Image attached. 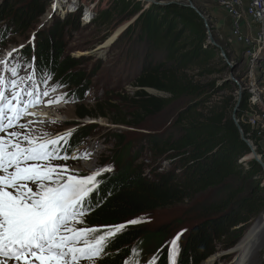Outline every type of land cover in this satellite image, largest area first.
Segmentation results:
<instances>
[{
    "label": "trees",
    "instance_id": "trees-1",
    "mask_svg": "<svg viewBox=\"0 0 264 264\" xmlns=\"http://www.w3.org/2000/svg\"><path fill=\"white\" fill-rule=\"evenodd\" d=\"M50 1L9 0L7 3L2 0L0 44L5 45L9 34L26 32L30 24L44 14ZM196 10L174 2L145 6L140 0H112V6L97 13L92 22L106 26L112 13L136 17L129 25V32H136L139 41L162 52V58L147 62L144 67L141 65L133 82L136 90L131 96H118L128 110L119 106L122 105L120 101L114 103L105 99L89 110H85L83 104L76 108L79 119L101 116L109 118L115 125L135 128L147 117L163 111L170 102L182 97L195 98L178 112L171 130L144 138L146 149L167 159L169 169L155 173L153 177L146 176L143 166L135 163L130 151L132 142L129 143L123 153L114 152L115 169L98 177L102 183L94 194V207L85 217L87 226L116 225L225 191L221 198L202 204V217L179 238L176 264H201L219 250L232 248L243 237L253 218L264 213V171L253 159L239 162L250 150L232 120L236 97H225L209 108L202 104L206 100L199 99L208 89L217 92L232 87L228 82L203 83L200 80L220 73V69H216L214 63L219 59L218 50L207 42L203 18ZM80 17L81 9L67 13L63 19L57 18L49 27L37 32L34 47L27 46L22 50L27 63L31 61L41 74L51 73L56 86L59 82L57 87L70 89L77 101L84 100L92 75L81 69L86 60L67 53L64 34L80 27ZM190 70L196 71L198 78L190 76ZM148 90L164 93L166 97L153 95ZM247 99L248 94L244 91L236 118L244 138L254 142L264 163L261 138L243 119ZM94 127L86 124L71 130L67 145L62 146L68 156L91 135ZM111 135L117 147L126 142L124 132ZM125 159L128 161L123 164ZM232 178L239 181L235 189H230L227 183ZM247 184H250L248 190ZM171 224L172 221L164 222L152 230L141 225H128L115 237L107 250V258L98 264H123L137 246L141 253L140 264H169V255L164 253L163 247L174 235L170 231ZM150 254L155 256L149 262L146 258Z\"/></svg>",
    "mask_w": 264,
    "mask_h": 264
},
{
    "label": "rangeland",
    "instance_id": "rangeland-1",
    "mask_svg": "<svg viewBox=\"0 0 264 264\" xmlns=\"http://www.w3.org/2000/svg\"><path fill=\"white\" fill-rule=\"evenodd\" d=\"M6 1L7 3L9 2V0ZM140 1L145 6L150 4L143 2V0ZM153 1L158 4H167L170 2L178 4L186 3L183 0ZM190 1L203 18L207 42L209 38H212L219 46L217 48L219 59L217 61L215 60L214 63L217 65H215V68L220 69V73L202 77L200 80L203 83L213 80L217 81V83L220 82L219 84L228 82L232 87H226L217 92L208 89L202 97H199L201 101L206 100L202 103L203 106L209 108V106L218 104L223 98L230 96L236 97V100H238L244 91L250 94L251 97H259L264 102V90L260 89L261 86H264V78L261 81V65L259 66V62H262L261 64L263 66L264 54L258 57L257 60L247 59L243 55L235 54V49L239 45H237L235 37L229 41L230 34L228 33H231L232 29L231 24L225 21L227 16L225 11L220 7H215L212 0ZM1 2L2 0H0ZM110 6H112V0H51L44 14L36 21H33L26 32L23 34H9L6 38L7 40L4 42L5 45L0 44V60H3L6 54L12 49L19 48V53L13 54L10 63H20L19 76L25 78V80L29 74L35 73L34 82L39 90L48 91L49 93L48 96L41 97V103L45 102V105L40 106L39 109L37 108V110H40V115L48 112V118L38 115V118L29 116L21 121L22 123H26L27 120H32L33 124L30 127L35 134L39 135L44 132L62 134L86 124L95 126L91 135L86 137L81 142V145L72 151L69 160L57 161L56 163L66 164L69 169H79L78 171L88 172L89 174L105 166H110L111 169H115L117 161L114 152L120 151V154L123 153L129 147V143L132 142L130 151L131 154H134L132 156L136 160L135 163L143 166L142 170L146 176L153 177L155 173L164 172L169 169L170 165L167 159L158 157L146 149L144 138L152 133L171 130L178 112L192 103L195 98L182 97L174 100L163 111L147 117L135 128L115 125L107 117L86 116L83 119H79L76 116V108L79 104H83L84 109L89 110L93 108L96 102H101L104 99L111 100L114 103L120 101L122 105L119 106H122L123 110H128L127 106H124V102L118 96H131L136 90L133 82L141 71V65L144 67L147 65V62H154L162 58V52L155 51L151 46H147L139 41L136 32H129V25L134 22L136 17H130L128 14L112 13L111 21L106 26H99L97 23L92 22L97 13L99 14V12L108 9ZM80 9V27L76 31H71L70 34H64V38L67 43V53L73 56H80V59L86 60L81 69L87 74L92 75L90 77L89 90L85 93L83 101H77L70 89L57 87L52 78L47 80L46 83H42L41 78L43 74L35 69L31 61L27 63L22 55V50L27 46L34 47V41L38 31L49 27L57 18L63 19L67 16V13L78 12ZM209 13H213L219 21V24H222L218 30L220 35L217 33ZM21 45H23V48H20ZM221 52H223L222 56ZM29 63L32 65L31 68L28 67ZM188 72L190 76L198 78L196 71L190 70ZM28 83H32V81ZM148 92L153 95L166 97L164 93L154 90H148ZM61 95H65L64 100L51 104L47 103L49 100L55 101L56 97ZM260 100L257 101V104L260 108L264 109V105H260L259 103ZM245 122L247 123V120ZM113 132L125 133L126 142L122 146L117 147V143L111 135ZM249 142L257 153L254 142L251 140ZM261 146L262 148L264 147V138L261 139ZM85 153H89L90 155H85ZM73 155L77 156V159H71ZM249 155L250 152L241 158L239 162L243 161L244 163V161L248 160ZM127 161L125 159L123 164H126ZM110 172L106 171L101 175ZM262 180L264 185V175ZM227 183L230 185V189H235L239 186V181L236 178L230 179ZM245 187L248 190L250 184H247ZM224 193L225 191L220 190L211 195H204L201 198L185 201L171 208L157 210L132 219H140L142 222L135 225L145 226L151 230L164 222L170 223L172 221L170 231L174 235L171 237V241L178 234H180L179 238L182 237L188 228L202 217L200 215V207L202 204L219 199ZM258 216L253 218L248 228ZM169 242L163 247L164 253L168 255ZM178 244L180 246L179 241ZM233 247L228 250H219L202 264H233L236 259L235 253L232 251ZM258 253V255L254 256L257 258L256 264H264V248ZM154 256V254H150L148 260L150 261V258Z\"/></svg>",
    "mask_w": 264,
    "mask_h": 264
},
{
    "label": "snow or ice",
    "instance_id": "snow-or-ice-1",
    "mask_svg": "<svg viewBox=\"0 0 264 264\" xmlns=\"http://www.w3.org/2000/svg\"><path fill=\"white\" fill-rule=\"evenodd\" d=\"M14 53L19 48L0 60V264H98L107 258L118 234L142 221L86 225L85 217L102 183L98 177L111 167L81 175L56 163L70 159L62 146L67 145L71 130L37 135L30 127L32 120L21 122L35 115L30 109L49 93L39 90L35 73L26 80L19 76L20 63H10ZM51 78V73H44L41 82ZM64 99L61 95L47 103ZM179 235L169 242V264H176ZM140 255L137 246L123 264H140Z\"/></svg>",
    "mask_w": 264,
    "mask_h": 264
},
{
    "label": "built area",
    "instance_id": "built-area-1",
    "mask_svg": "<svg viewBox=\"0 0 264 264\" xmlns=\"http://www.w3.org/2000/svg\"><path fill=\"white\" fill-rule=\"evenodd\" d=\"M215 5L223 9L231 19V33L229 41L233 37L236 42L243 45V49L236 54L244 58L257 60L264 54V0H212ZM260 61V60H259ZM259 62L262 72L261 81L264 78L263 66ZM259 87V86H258ZM264 90V86L260 87ZM259 97L248 94L247 110L244 119L247 120L251 130L261 139L264 138V109L260 108L257 101ZM260 105H264L260 100Z\"/></svg>",
    "mask_w": 264,
    "mask_h": 264
},
{
    "label": "bare ground",
    "instance_id": "bare-ground-1",
    "mask_svg": "<svg viewBox=\"0 0 264 264\" xmlns=\"http://www.w3.org/2000/svg\"><path fill=\"white\" fill-rule=\"evenodd\" d=\"M44 104L45 102L41 105ZM39 111L35 112L39 116L48 118V112L40 115ZM262 248H264V213L251 224L241 240L233 247L232 251L236 256L233 264H256L257 258L254 256L258 255Z\"/></svg>",
    "mask_w": 264,
    "mask_h": 264
},
{
    "label": "water",
    "instance_id": "water-1",
    "mask_svg": "<svg viewBox=\"0 0 264 264\" xmlns=\"http://www.w3.org/2000/svg\"><path fill=\"white\" fill-rule=\"evenodd\" d=\"M143 2H147V3H156L155 1H153V0H143ZM183 2H186V3H181L182 5H184V6H187V7H190V8H192V9H195L196 10V8L193 6V4H192V2L190 1V0H183ZM197 11V10H196ZM198 12V11H197ZM199 13V12H198ZM199 15L201 16V14L199 13ZM202 17V16H201ZM208 43L209 44H211L212 46H214V47H216V48H219V46L214 42V40L212 39V38H209L208 39ZM223 55V52H221V56ZM155 91V90H154ZM240 100H241V98H239L238 100H237V103H236V107H235V109H234V111H233V113H232V120H233V123H234V125L236 126V128L238 129V131L240 132V134H241V137H242V139L246 142V144L248 145V147H249V150H250V155H249V158H247L248 160L249 159H253L254 161H256L262 168H263V170H264V163L261 161V157H260V155H258V153H256L255 151H254V149H253V147H252V144L249 142V140L248 139H245L244 138V136H243V132H242V130H241V127H240V125H239V123H238V121H237V119H236V112H237V109H238V107H239V105H240ZM262 214V213H261ZM261 214L258 216V217H260L261 216Z\"/></svg>",
    "mask_w": 264,
    "mask_h": 264
},
{
    "label": "crops",
    "instance_id": "crops-1",
    "mask_svg": "<svg viewBox=\"0 0 264 264\" xmlns=\"http://www.w3.org/2000/svg\"><path fill=\"white\" fill-rule=\"evenodd\" d=\"M215 5V4H214ZM215 7H218L217 5H215ZM210 8H212V6H210ZM223 10V9H222ZM224 11V10H223ZM226 13V12H225ZM210 15H211V18H212V22H213V24H214V26H215V28H216V30H217V33L219 34V32H218V30L221 28V25L222 24H219V21L216 19V17H215V15L213 14V13H209ZM227 14V13H226ZM226 20L225 21H227V22H229L230 24H231V19H230V17L228 16V14H227V16H226V18H225ZM228 34H230V32L228 33ZM220 35V34H219ZM237 45H239L236 49H235V54L237 53V52H240V50H242L243 49V45H241L240 43H238L237 42Z\"/></svg>",
    "mask_w": 264,
    "mask_h": 264
},
{
    "label": "clouds",
    "instance_id": "clouds-1",
    "mask_svg": "<svg viewBox=\"0 0 264 264\" xmlns=\"http://www.w3.org/2000/svg\"><path fill=\"white\" fill-rule=\"evenodd\" d=\"M209 259V258H208Z\"/></svg>",
    "mask_w": 264,
    "mask_h": 264
}]
</instances>
